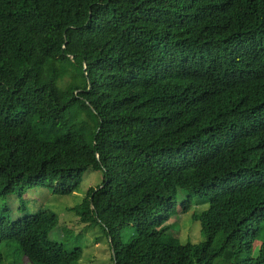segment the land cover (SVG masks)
<instances>
[{
  "label": "trees",
  "instance_id": "obj_1",
  "mask_svg": "<svg viewBox=\"0 0 264 264\" xmlns=\"http://www.w3.org/2000/svg\"><path fill=\"white\" fill-rule=\"evenodd\" d=\"M89 169L75 210L115 264H264V0H0L1 194ZM181 190L211 204L202 245L168 237ZM58 224L0 216V246L79 264Z\"/></svg>",
  "mask_w": 264,
  "mask_h": 264
},
{
  "label": "rangeland",
  "instance_id": "obj_2",
  "mask_svg": "<svg viewBox=\"0 0 264 264\" xmlns=\"http://www.w3.org/2000/svg\"><path fill=\"white\" fill-rule=\"evenodd\" d=\"M104 180L101 171L89 169L84 173L79 190L67 196L54 194L51 187H36L26 192L23 198L18 193L4 196L0 191V216L11 222H18L25 215H36L43 210L54 212L59 217L58 227L51 233V239L64 245L68 252L82 251L79 264H115L110 238L100 226L88 228L81 223L76 207L83 202L87 192L98 187ZM179 203L168 223V237L175 238L180 245H202L206 242L203 226L195 216L208 211L211 204L205 199L188 191H179ZM191 205L188 211L183 207L186 201ZM136 235L132 228L125 236V242ZM0 264H36L22 255L16 243L0 246Z\"/></svg>",
  "mask_w": 264,
  "mask_h": 264
},
{
  "label": "water",
  "instance_id": "obj_3",
  "mask_svg": "<svg viewBox=\"0 0 264 264\" xmlns=\"http://www.w3.org/2000/svg\"><path fill=\"white\" fill-rule=\"evenodd\" d=\"M114 254H115V252H114Z\"/></svg>",
  "mask_w": 264,
  "mask_h": 264
}]
</instances>
